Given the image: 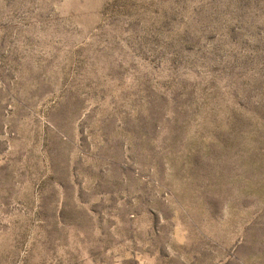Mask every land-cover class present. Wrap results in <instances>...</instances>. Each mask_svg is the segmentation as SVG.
<instances>
[{
    "label": "rangeland",
    "instance_id": "374dc122",
    "mask_svg": "<svg viewBox=\"0 0 264 264\" xmlns=\"http://www.w3.org/2000/svg\"><path fill=\"white\" fill-rule=\"evenodd\" d=\"M0 264H264V0H0Z\"/></svg>",
    "mask_w": 264,
    "mask_h": 264
}]
</instances>
